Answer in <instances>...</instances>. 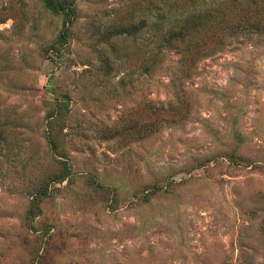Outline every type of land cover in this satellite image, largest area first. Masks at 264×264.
Instances as JSON below:
<instances>
[{
	"label": "rangeland",
	"instance_id": "1",
	"mask_svg": "<svg viewBox=\"0 0 264 264\" xmlns=\"http://www.w3.org/2000/svg\"><path fill=\"white\" fill-rule=\"evenodd\" d=\"M71 1L61 41V14L0 0V264H264V35L213 47L264 0ZM158 14L212 48L182 81L149 30L103 40Z\"/></svg>",
	"mask_w": 264,
	"mask_h": 264
},
{
	"label": "trees",
	"instance_id": "2",
	"mask_svg": "<svg viewBox=\"0 0 264 264\" xmlns=\"http://www.w3.org/2000/svg\"><path fill=\"white\" fill-rule=\"evenodd\" d=\"M39 1L44 5L46 9L55 14H61L63 16V26L60 32L59 39L61 41H67V32L69 29L68 26L71 24L72 18L75 15L73 2L71 0ZM251 3H253V6H255L256 4L255 1H252ZM155 6L156 4H153V7ZM154 19L155 20L150 24L149 20L141 18L137 22H127L125 24L117 26L113 30H110L111 32L108 30V32L104 34L106 35V37H104L103 40L109 41L114 36L120 38H134L139 36L143 31L149 30V32L152 34L151 38L153 42H157V44L154 45L156 48L159 47L160 49H173L180 55V59L177 62V69L179 72L177 78H179L181 81L184 78H188L190 76V73L194 69L195 63L202 57L211 55L212 48L211 50H208L209 47L205 49L203 43H200L197 40V34H195V31L193 29L185 25L168 28L165 26V17L163 14H158ZM242 33H254L259 36L264 35V24H262L261 22L250 24L249 22H247L246 24L239 23L235 26H231L215 37V39L213 40L214 49L216 50L217 46H222L225 42V39L229 36L239 35ZM159 108L165 115H177V119L173 118L172 122L179 123L188 118L190 112V103L188 102V100L182 99L180 96H177L174 102L168 103V105ZM59 113L61 114V116L65 115L66 110L60 107ZM48 143L50 144V146L52 145L53 147H55V141L51 137V135L48 136ZM60 174L61 176H59ZM67 174L68 170L66 164L62 163L61 172H59L58 177H55L54 179L58 180L59 177H62L64 175L66 176ZM42 193L45 194L46 192Z\"/></svg>",
	"mask_w": 264,
	"mask_h": 264
}]
</instances>
